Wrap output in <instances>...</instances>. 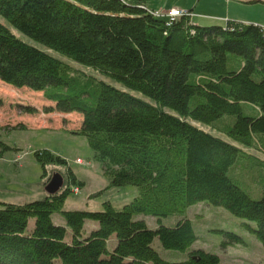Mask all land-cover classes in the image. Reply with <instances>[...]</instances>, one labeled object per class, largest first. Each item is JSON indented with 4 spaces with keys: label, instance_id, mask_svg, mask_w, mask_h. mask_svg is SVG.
Instances as JSON below:
<instances>
[{
    "label": "trees",
    "instance_id": "1",
    "mask_svg": "<svg viewBox=\"0 0 264 264\" xmlns=\"http://www.w3.org/2000/svg\"><path fill=\"white\" fill-rule=\"evenodd\" d=\"M147 1L0 0V16L10 26L0 21V80L43 92L56 103L47 111L82 115L71 133L87 138L109 179L90 198L112 187L139 189L122 208L105 202L101 211L66 210L72 186L85 183L65 158L36 151L44 177L49 165L65 167V185L44 199L0 208V264H219L218 254L193 250L198 235L189 217L173 226L161 220L199 202L254 222L247 226L264 245V194L253 198L229 174L246 149L264 155V27L198 25L191 10L171 19L155 15ZM11 28L153 102L87 75ZM0 148V157L15 150L2 140ZM56 213L66 226L55 222ZM141 213L156 217L158 227L135 218ZM88 219L99 227L84 237ZM156 238L186 259L163 258Z\"/></svg>",
    "mask_w": 264,
    "mask_h": 264
},
{
    "label": "rangeland",
    "instance_id": "2",
    "mask_svg": "<svg viewBox=\"0 0 264 264\" xmlns=\"http://www.w3.org/2000/svg\"><path fill=\"white\" fill-rule=\"evenodd\" d=\"M165 1L173 6L177 0H148V5L152 8H161ZM197 1L183 0L182 4H193L191 7L193 8ZM230 1L226 0L225 3H222V0H202L201 4H198L194 10H197L198 13L221 14L227 11V4ZM235 4L237 3L233 5ZM263 4L253 5L260 7ZM237 5H239L238 15L246 18H257V9L251 14L250 11L241 6L242 3ZM188 8L181 9L187 11ZM168 10L170 9L166 8L164 11ZM191 14L194 15L193 12ZM0 21L9 26L8 22L1 16ZM11 29L19 38L74 68L84 71L87 75L95 76L118 88L126 89L119 82L97 70L38 44L17 30ZM2 82L0 80V98L3 100V105L0 107V140L14 147L15 150L7 151L0 157V208L4 207L5 203L23 205L44 199L47 194L45 182L56 171L60 172L64 179L66 178L64 171L67 170L65 167L55 165L47 167V176L44 177V169L35 158V152L39 150H49L65 158L68 166L85 183L83 187L72 186L73 193L70 194L64 205L66 210L101 211L104 209L105 202H111L115 207L122 208L138 195V187L127 185L112 187L102 194L90 198L92 194H97L106 188L109 179L104 174L103 164L95 159L94 151L89 146L87 138L71 133V131L81 127L82 115L78 112L47 111V109L55 108L56 103L46 98L43 92ZM128 91L148 102H153L137 91ZM22 106L33 107L37 112H24ZM247 114L250 113L247 112ZM195 123L214 134L224 136L201 122L196 121ZM246 150L250 152L243 155L229 174L253 198L259 199L264 194V162L259 159L264 161V155L249 149ZM183 217L191 219L198 235V240L192 246L193 250L218 254L220 256L219 264H264V245L257 238L255 232L247 226V223L255 226L254 222L236 216L223 207L213 206L206 202L196 203L186 211L162 216L161 220L163 224L173 226ZM135 218L145 219L151 228H156L159 225L158 219L151 215L141 213L136 214ZM54 220L56 223L66 226L60 214H54ZM34 225L35 220L32 219L29 228H33ZM98 227L97 221L86 220L83 236H89ZM228 231L239 235L240 240H232L226 234ZM71 237L72 229L67 227L66 239L69 240ZM115 244L116 235H113L108 241V247L113 249ZM154 246L166 260L186 259V252L165 249L158 238L155 239ZM59 263L60 260H57V264Z\"/></svg>",
    "mask_w": 264,
    "mask_h": 264
},
{
    "label": "crops",
    "instance_id": "3",
    "mask_svg": "<svg viewBox=\"0 0 264 264\" xmlns=\"http://www.w3.org/2000/svg\"><path fill=\"white\" fill-rule=\"evenodd\" d=\"M230 1V0H229ZM202 0H198L197 3L194 5L193 8L192 5L190 3H183V0H177L175 2V4L173 6H170L168 1L163 2L161 8H152L151 6L148 5V1H147V6L151 9H155V10H165L166 8H182V9H187L191 10L194 15L192 14V21L195 24L198 25H225L228 21H237V22H243L245 24H255V25H259L261 27H264V0H232L230 2H228V7H227V11L221 14H210V13H198L197 10L195 11L194 9L197 7V5L201 4ZM226 0H222V3H225ZM234 3H242V7L247 10L250 11V13L252 14V12H255L257 9V18H246L245 16L242 15H238L237 12L238 10V6L237 4L233 5ZM257 3H261L263 5H261L260 7H258V5H253V4H257ZM181 5H183V7H181ZM226 5V4H225ZM261 11V12H258Z\"/></svg>",
    "mask_w": 264,
    "mask_h": 264
},
{
    "label": "water",
    "instance_id": "4",
    "mask_svg": "<svg viewBox=\"0 0 264 264\" xmlns=\"http://www.w3.org/2000/svg\"><path fill=\"white\" fill-rule=\"evenodd\" d=\"M64 183V176L60 172L56 171L45 186L46 192L51 195L56 194L63 188Z\"/></svg>",
    "mask_w": 264,
    "mask_h": 264
},
{
    "label": "built area",
    "instance_id": "5",
    "mask_svg": "<svg viewBox=\"0 0 264 264\" xmlns=\"http://www.w3.org/2000/svg\"><path fill=\"white\" fill-rule=\"evenodd\" d=\"M188 13H189L188 11L182 10L180 8H172L168 11H154L155 15H160V16L162 15L171 19L182 17L183 15Z\"/></svg>",
    "mask_w": 264,
    "mask_h": 264
},
{
    "label": "bare ground",
    "instance_id": "6",
    "mask_svg": "<svg viewBox=\"0 0 264 264\" xmlns=\"http://www.w3.org/2000/svg\"><path fill=\"white\" fill-rule=\"evenodd\" d=\"M75 188V187H74Z\"/></svg>",
    "mask_w": 264,
    "mask_h": 264
}]
</instances>
